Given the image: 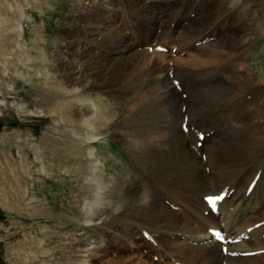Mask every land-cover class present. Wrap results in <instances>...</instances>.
<instances>
[{
    "label": "bare ground",
    "instance_id": "1",
    "mask_svg": "<svg viewBox=\"0 0 264 264\" xmlns=\"http://www.w3.org/2000/svg\"><path fill=\"white\" fill-rule=\"evenodd\" d=\"M183 1L192 4L196 0ZM232 1L235 2L232 7L224 10L225 5ZM126 2L121 9L123 18L131 19L128 26L131 37L136 36L137 29L156 33L160 17L152 7L158 4L157 0L151 5L147 0ZM175 3L178 5V0ZM241 6L248 11L247 19L241 16ZM248 6L240 0H220L215 8L217 13H222V9L224 13H235L231 24L239 31L223 39L219 37L222 50L200 51L196 53L195 61H186V65L178 63V73L185 75L186 79L193 74L203 75L206 72L204 66L213 63L216 66L220 62V68L221 60L237 55L239 47L248 46L256 36V30L252 32L250 28L257 27L258 23L262 28L264 25L251 10L255 7ZM79 9L70 26L78 36L70 34L67 29V42L61 52L62 75L73 85L70 87L73 94L68 87H63L67 90L62 95L65 98L62 104L64 107L73 104L75 101L68 100L66 96L74 95L76 109L72 113L75 123L80 124L79 128L89 126L88 140L99 136V125H110L111 134L120 137L132 149L141 167L139 171L125 168L112 173V180L104 184L98 174L100 161L94 157L90 159L85 183L87 218L99 222L101 227H119L127 237L128 248L138 246L136 242L142 237L143 244L138 248L144 254L148 253L152 260H147L148 263L147 254H142L144 259L128 257L121 261L122 264H264V99L258 105V96L251 94L254 89L256 92L260 90L258 84L264 81L254 82L252 77L242 74L241 64L240 67L233 66V76L221 87L234 95L223 93L218 96L216 90H209L203 100L190 96L187 111L191 121L197 119V130L190 132L194 135L190 146L184 132L188 133V123H182V114L177 112V107L179 109L181 101L186 98L181 99L182 96L168 81L165 56L158 53L160 50H155L157 39L154 37L144 42L153 47L156 56L155 60L147 61L148 53L139 47L142 43L132 41L130 37L135 45L131 44L127 31L122 32V25L114 28L116 23L113 20H105L110 12L119 15L112 0H81ZM251 15L253 18H249ZM110 28L111 34H106L105 30ZM166 33L174 36L175 31L169 28ZM96 47L98 52L94 50ZM223 69H220L222 75ZM261 71L263 73L264 68ZM145 80L149 81V87L144 93L135 92L132 97H123L126 94L120 90L122 86L133 81L140 84ZM179 82L181 86L182 82ZM100 96L101 100L116 99L112 121L111 118H103L100 106L94 101ZM217 103H226V107L230 105L232 108L220 109L221 113L210 116L212 112L219 111L214 108L219 105ZM205 108L213 110L203 112ZM201 134L204 138L199 146L197 142ZM93 151L91 149L89 153L93 155ZM148 178L158 180V186L141 188L140 181ZM252 182L255 185L250 188ZM222 192L226 197L215 214L207 207L204 196ZM212 228L226 233L227 253L223 250L224 244L211 236ZM238 238L241 240L236 242ZM149 241L154 243L150 245L151 250L146 249ZM121 243L114 245L113 250L126 249V245ZM93 247L83 249L90 252L89 258H95ZM104 249L108 251L109 248ZM113 250L110 249L111 252ZM246 252L253 254L246 255ZM81 262L86 264L90 261L84 257Z\"/></svg>",
    "mask_w": 264,
    "mask_h": 264
},
{
    "label": "rangeland",
    "instance_id": "2",
    "mask_svg": "<svg viewBox=\"0 0 264 264\" xmlns=\"http://www.w3.org/2000/svg\"><path fill=\"white\" fill-rule=\"evenodd\" d=\"M113 1L119 15L110 12L105 20H113L116 23L114 28L122 25V32L128 33V41L142 43L143 48L139 47L148 53L147 61L155 60L156 56L153 47L144 43L146 40L155 37L157 46L160 43L166 46V51L155 50L165 56L168 81L182 96L181 99H187L181 101L177 112L182 114V123H188V133L183 130L190 146L194 140L190 132L197 130V119L191 121L187 111L190 96L203 100L209 90H216L218 96L223 93L234 95L221 87L233 76L231 70L241 64L242 74L252 77L254 82L264 81V71H261L264 68V25L262 28L259 23L251 30L248 28L252 32L256 30V36L248 46L239 47L237 55L221 60L220 68V62L216 66L215 63L206 65L203 75L193 74L187 79L178 73V63L186 65V61H195V55L200 51L222 50L221 39L239 31L231 24L235 13H224L222 9L224 15L220 13L222 15L217 17L220 14L215 8L220 0H196L192 4L178 0V5L176 0H157L158 4L152 7L160 17L156 33L137 29L134 37L128 30L131 19L122 16L121 8L126 0ZM147 1L151 5L156 0ZM240 1L244 6L255 7L250 9L256 12V19L264 23V0ZM233 2L226 4L224 10L231 8ZM80 3L81 0H0V264H84L81 262L84 257L90 261L86 264H122L121 261L128 257L144 259V252L138 248L143 244L142 237L136 242L138 246L128 248L127 237L119 227H101L99 222L90 221L85 211V183L90 159L94 157L100 161L98 174L104 184L112 180V173L125 168L139 171L141 167L132 149L120 137L111 134L110 125H99V136L88 140L89 126L79 128L80 124L75 123L72 113L76 109L74 95L66 96L68 100L75 101L73 104H68V107L62 104L65 101L62 95L67 90L63 87H68L73 94V88H70L73 85L62 75L61 52L67 42L65 32L78 36L70 26L80 10ZM242 10L241 6V16L247 19L248 11ZM163 21L168 23L163 25ZM169 28L175 31L174 36H167ZM105 32L111 34V28ZM132 41L131 44L135 45ZM75 50L71 53L72 59ZM94 50L97 51V47ZM221 68H224V76L220 74ZM176 79L182 82L181 86L176 84ZM143 82L140 87L135 81L122 86L120 90L126 94L123 97H132L135 92L144 93L149 81ZM258 85L260 90L256 92L254 89L251 94L258 96L256 101L259 105L264 99V82ZM96 98L94 101L100 106L103 118H111L112 121L116 99ZM219 105L214 107L219 111L232 108L230 105L226 107V103ZM58 108L63 109L59 111ZM212 110L205 108L203 112ZM219 111L212 112L210 116L218 115ZM91 149L94 150L93 155L89 153ZM157 181L152 178L141 180L140 187L156 188ZM94 240L96 243L91 244L90 241ZM120 242L124 246L127 244L126 249L113 250V246ZM151 244L154 243H147V250H151ZM91 245L95 246V258H89L90 252L83 251ZM106 247L108 251L104 249ZM146 254V261H151L152 257Z\"/></svg>",
    "mask_w": 264,
    "mask_h": 264
},
{
    "label": "snow or ice",
    "instance_id": "3",
    "mask_svg": "<svg viewBox=\"0 0 264 264\" xmlns=\"http://www.w3.org/2000/svg\"><path fill=\"white\" fill-rule=\"evenodd\" d=\"M215 199H216V200H220V199H222V197L217 196Z\"/></svg>",
    "mask_w": 264,
    "mask_h": 264
}]
</instances>
